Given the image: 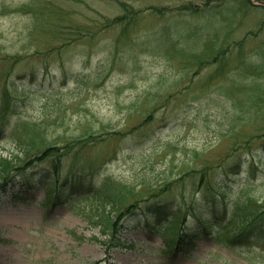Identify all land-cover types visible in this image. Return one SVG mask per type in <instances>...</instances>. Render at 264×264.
<instances>
[{
    "label": "rangeland",
    "instance_id": "rangeland-1",
    "mask_svg": "<svg viewBox=\"0 0 264 264\" xmlns=\"http://www.w3.org/2000/svg\"><path fill=\"white\" fill-rule=\"evenodd\" d=\"M9 77L20 94L0 107V156L23 160L27 149L42 151L43 138L59 148L81 142L61 159L60 184L98 190L110 179L145 196V179L158 189L182 170L242 160L231 203L247 180L264 200L263 8L246 0H0V91ZM56 159L26 169L25 203L0 188V264H264V241L230 247L216 236L169 255L163 221L143 213L125 222L130 247L107 254L102 197L72 209L79 196L62 185L64 204L44 202L57 187ZM166 193L182 203L168 215L191 209L210 218L199 207L212 192L185 185Z\"/></svg>",
    "mask_w": 264,
    "mask_h": 264
},
{
    "label": "trees",
    "instance_id": "trees-1",
    "mask_svg": "<svg viewBox=\"0 0 264 264\" xmlns=\"http://www.w3.org/2000/svg\"><path fill=\"white\" fill-rule=\"evenodd\" d=\"M18 61L19 57H16L15 62ZM18 89L19 86L16 80L9 77L7 83L0 91V107L3 105L2 109L8 107V95L14 94L17 96L20 94ZM3 99L5 102L2 103ZM0 134L2 135V132ZM39 134V131L35 132L33 138H31V143H33V147L40 145L42 147L41 152L33 153L31 149H27L23 160L0 156V188H3V195L9 197L12 201H16V203L25 201V193L23 195L22 193L14 192L17 188L15 178L28 171L26 169L32 168L36 162H43L47 158L56 156L58 164H55L54 169L58 173L55 181L57 187H51V191L47 192L45 202L61 200L63 198L61 196L65 198L66 195H79V198L72 203L71 208H75L88 196L102 197L100 207L104 210L105 215L101 218V224L104 234L107 236L104 241V245L107 247V254H110L111 250L128 247L127 239L124 236L127 228L125 222L129 218L135 219V216L139 213H143L147 220L148 218L150 219V215L156 221H165L164 219L167 221L169 219V222L165 223L166 225L160 230L166 245V252L169 254L188 251L196 247V243L200 239L213 238L214 236L219 240V243L230 247H242L250 242L264 241V200L257 199L251 195L254 184L249 180L245 181L234 201L231 203L230 200L231 195L235 192L231 184L233 181H237L235 176L242 172L244 162L242 160H237L228 165L221 164L218 169H214L212 164H210L204 165L199 169L182 170L171 182L167 181L169 179L166 177L161 179L160 182H165L166 184L158 189L152 188L151 181L145 179L144 183H148L146 187H148L150 196H145L142 191L136 190L134 184V186H125L111 182L110 179H107L101 189L95 190L92 186L85 187L74 183L68 184L67 182L60 184L61 159L81 142L73 146L66 144L59 148L52 146L43 138L39 144L35 143L36 145H34V138L37 135L39 136ZM89 137L93 140L96 136L90 134ZM60 151L62 152L60 153ZM21 161L24 163V167L19 165ZM214 170L216 173H214ZM62 185L64 188L66 187L63 189V191L65 190L64 193L67 192L66 195H61L58 190ZM185 185L191 186L194 192L204 190L209 194L212 192V195H215L209 200L201 197L202 204L199 208L202 209V213L205 209L210 208V218L205 217L204 213L194 215L190 209L189 215L194 216L196 224L188 225L185 219L188 214L183 215V217L177 212L170 215L166 213L172 206L180 209L182 203H179V201L175 203V199L173 201L164 200L166 198H161V193L172 194L175 186L182 188ZM54 189L57 191L53 192L52 190ZM85 189L89 193L85 194ZM156 190L160 194L155 195ZM181 193V198L184 201V194L183 192ZM154 199L157 200L154 201ZM230 203L232 204V209H230ZM106 210L109 212H106ZM214 231H216V234H214ZM2 242H6V240Z\"/></svg>",
    "mask_w": 264,
    "mask_h": 264
},
{
    "label": "water",
    "instance_id": "water-1",
    "mask_svg": "<svg viewBox=\"0 0 264 264\" xmlns=\"http://www.w3.org/2000/svg\"><path fill=\"white\" fill-rule=\"evenodd\" d=\"M253 5H264V1L248 0Z\"/></svg>",
    "mask_w": 264,
    "mask_h": 264
},
{
    "label": "bare ground",
    "instance_id": "bare-ground-1",
    "mask_svg": "<svg viewBox=\"0 0 264 264\" xmlns=\"http://www.w3.org/2000/svg\"><path fill=\"white\" fill-rule=\"evenodd\" d=\"M4 253H5V249H4V250H2L1 254H4Z\"/></svg>",
    "mask_w": 264,
    "mask_h": 264
}]
</instances>
